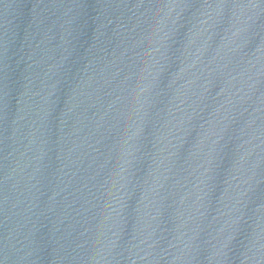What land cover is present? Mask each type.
I'll use <instances>...</instances> for the list:
<instances>
[{
	"label": "water",
	"instance_id": "1",
	"mask_svg": "<svg viewBox=\"0 0 264 264\" xmlns=\"http://www.w3.org/2000/svg\"><path fill=\"white\" fill-rule=\"evenodd\" d=\"M0 264H226L203 0H0Z\"/></svg>",
	"mask_w": 264,
	"mask_h": 264
}]
</instances>
